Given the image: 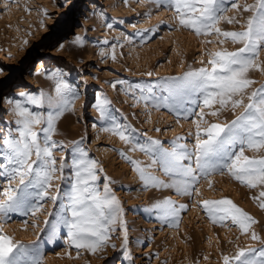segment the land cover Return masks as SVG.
<instances>
[{"label": "rangeland", "instance_id": "374dc122", "mask_svg": "<svg viewBox=\"0 0 264 264\" xmlns=\"http://www.w3.org/2000/svg\"><path fill=\"white\" fill-rule=\"evenodd\" d=\"M171 2L0 0V134L16 127L17 117L10 101L21 100L30 111L47 115L53 111L47 105V96H56L57 80L77 91V97H69V109L59 118L57 132L53 134V139L64 142L66 147L54 149L53 154L58 163L61 156L70 162L71 143L83 138L81 147L103 168L98 173L100 190L104 183H109L124 209L122 219L126 221L130 254L126 258L122 250L124 226L119 222L110 226L115 230L109 233L108 245L94 254L70 244L67 228L59 223L62 212L59 205L64 202L63 194L70 185L56 172L51 181L53 187L49 189L51 194H57L59 189L60 199L55 207L45 198L35 201L43 204L35 215L31 211L0 214V234L11 237L18 246H25L29 259L38 260L39 264H224L227 256L230 264H235L232 258L240 249L247 252L264 248V208L261 207L264 197H260L264 185L249 188L225 170L201 178L191 196L179 195L172 189L144 190L134 166L121 152L139 161L141 166L149 164L150 157L139 150L131 151V144L106 131L112 127V121L101 120L95 108L97 99L106 96L115 122L127 126L133 140L147 144L149 138L158 139L170 149L172 141L180 137L179 142L189 150L196 143L198 124L201 136L207 138L203 129L212 123H229L244 111L243 107L233 111L229 103L218 116H213L209 113L219 109V104L209 109L202 100L197 107L187 102L181 106L178 100L157 99L168 95L159 87L165 79L179 78L186 71L201 67L210 69L208 61L212 54L236 51L242 46L214 31L211 35H197L179 25L175 10L166 6ZM254 3L255 0H222L225 11L217 27L222 31L245 30L252 12L243 9ZM233 4L237 7H232ZM229 18H234L232 23L228 22ZM256 64L261 67L252 68L247 74L254 82L247 94L264 85V50L259 52ZM149 72L151 76L147 75ZM119 81L124 83H116ZM135 85H141L145 91ZM149 85L153 86L156 98L145 101L142 96L147 95ZM21 92L38 98L45 94L44 106L27 103L26 98L19 96ZM243 99L247 104L248 96ZM6 100L9 106L3 107ZM157 104L160 106L156 107ZM40 127L35 125L34 130L39 131ZM13 135L18 134L13 132ZM239 149L240 145H236L234 151ZM244 155L258 159L264 157V149H249L245 145ZM148 171L168 180L158 165ZM64 175L70 176L71 172L66 169ZM18 183V177L10 183L0 176V200L5 199V189L16 188ZM164 197H171L177 205H187V210L166 221L157 219L155 213L149 214L148 207ZM225 198L252 218L247 232L230 218L223 224L214 223L201 203ZM253 233L258 239L252 238Z\"/></svg>", "mask_w": 264, "mask_h": 264}, {"label": "snow or ice", "instance_id": "6c2138e0", "mask_svg": "<svg viewBox=\"0 0 264 264\" xmlns=\"http://www.w3.org/2000/svg\"><path fill=\"white\" fill-rule=\"evenodd\" d=\"M221 5L222 0H172L171 4L166 5L177 13L179 25L193 30L197 35H211L214 31L242 46L236 51L224 50L212 54L208 61L210 69L201 67L188 70L179 78L165 79L164 84L159 87L168 92V95L157 99L165 102L178 100L181 106L187 102L197 107L202 100L203 106L209 109L214 104H219V109L209 113L213 116H218L220 110L231 103L233 111L237 107L244 108L236 119L225 124L212 123L203 129L207 138L201 136L198 124L196 143L192 150L179 142L182 139L180 137L172 141L169 149L158 139L149 138L147 144L133 140L129 134L131 130L115 122V117L110 112L111 102L107 97L96 101L95 108L101 120L112 121V127L105 130L112 131L126 144H131V151L139 150L150 157L151 162L141 166L139 161L121 152L124 159L134 166L144 190L172 189L179 195L191 196L195 191L194 186L201 178H207L216 172L223 173L225 170L249 188L264 185V157L257 159L244 155L245 145L249 149H264V85L250 94L246 92L254 83L248 78L249 70L261 67L256 64V58L264 50V0H255L253 5L244 7L243 10L252 12V15L246 21L245 30L238 32L222 31L217 27L225 11ZM232 7L237 5L233 4ZM233 20L234 18H229L228 22L232 23ZM147 75L151 76L152 73ZM116 83H113L114 88ZM134 87L145 91L141 85ZM55 92L56 96H47V105L53 109L47 115L30 111L21 100L10 101L13 105L12 112L17 117L16 127L8 128L6 133L0 134V176L10 183L18 177L19 183L16 188L10 186L4 190L5 199L0 200V214L31 211L35 215L43 208V204H36L35 201H43L45 198L51 200L55 207L60 199L59 189L56 190L57 194H51L49 189L53 187L51 181L54 174L59 172V178L67 179L70 185L63 194L64 202L59 205L62 209L59 223L67 228L70 244L76 249H87L94 254L108 245L111 239L109 233L115 230L110 226L119 222L124 226L122 250L127 258L130 254L127 253L126 221L122 219L124 209L112 193L109 183H104L103 190H100L98 173L103 168L81 147L83 138L71 143L70 162L65 156H61L58 163L53 154L54 149L63 150L66 147L64 142L54 140L53 134L57 132L59 118L69 109V97L78 96V92L63 80H57ZM146 92L147 95L142 96L145 101L150 97L156 98L153 86L149 85ZM245 95L248 96L247 104L243 99ZM19 96L26 98L27 103L44 106L43 93L39 98L24 92ZM200 116L203 118V109ZM35 125H41L39 131L34 130ZM13 132L18 135L14 136ZM236 145H240L239 152L234 151ZM33 156L35 159H32ZM155 165L168 176L167 181L148 171ZM66 169L71 172L70 176L64 175ZM106 179L110 181V178ZM260 197H264V190L260 192ZM201 203L214 223L223 224L230 218L233 224L247 232L249 224L253 222L250 215L230 199L203 200ZM261 207L264 208V203H261ZM185 210L187 205H177L171 197L156 200L147 209L149 214L155 213L157 219L165 221L169 217L177 218ZM48 215L51 216L52 213ZM252 238L258 239L254 233ZM111 247L116 248L115 244ZM29 255L25 246H18L11 237L0 234V264H39L38 260L29 259ZM232 259L235 264H264V248L259 251L248 249L247 252L240 249ZM224 264H230L229 257H224Z\"/></svg>", "mask_w": 264, "mask_h": 264}, {"label": "bare ground", "instance_id": "6f19581e", "mask_svg": "<svg viewBox=\"0 0 264 264\" xmlns=\"http://www.w3.org/2000/svg\"><path fill=\"white\" fill-rule=\"evenodd\" d=\"M42 66V65H41ZM40 68V67H39ZM7 106H9L8 105V103H7V100L5 101V104H4V106L3 107H7Z\"/></svg>", "mask_w": 264, "mask_h": 264}]
</instances>
